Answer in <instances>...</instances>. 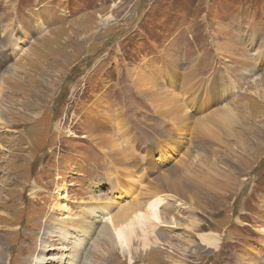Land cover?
<instances>
[{
    "label": "rangeland",
    "instance_id": "obj_1",
    "mask_svg": "<svg viewBox=\"0 0 264 264\" xmlns=\"http://www.w3.org/2000/svg\"><path fill=\"white\" fill-rule=\"evenodd\" d=\"M177 70L227 128L163 134ZM151 193L177 225L131 262L103 224ZM155 263L264 264V0H0V264Z\"/></svg>",
    "mask_w": 264,
    "mask_h": 264
},
{
    "label": "bare ground",
    "instance_id": "obj_2",
    "mask_svg": "<svg viewBox=\"0 0 264 264\" xmlns=\"http://www.w3.org/2000/svg\"><path fill=\"white\" fill-rule=\"evenodd\" d=\"M92 27H90L88 30H90ZM177 72L180 74L179 70H177ZM180 75H181V80L176 81L173 88L167 83V80L169 82L171 80L168 77L166 78V74L162 75L161 79L170 88L175 90L177 87L181 91V92L178 91V93L180 98L183 97L184 105H182L181 103H178L177 105L178 97L172 94H168L165 91L153 94V93H149V90H147V92L146 91L144 92L145 94L143 93L144 96L149 100L150 104L154 107V109L156 108L155 111L157 117L161 118L160 119L161 123L165 126L166 125L168 126V129L167 130L165 129L163 134H170L168 138H175V139H177L180 135L183 134L184 131L188 130L191 127L193 122V117L197 116L194 113L192 115L189 114L186 108L189 111H192L195 107L200 106L201 109L199 111V114L201 115L202 111H206L208 108L210 107L212 108L213 106L218 105L222 98L219 97V100H217L214 99L211 96V94H209L208 81H213V80H207V82H203L204 84L203 83L199 84V82L195 81L196 79H194L192 81L193 82L195 81L197 83L195 84L194 82V84H191V81H189V83L187 82L185 83V81H187V75L185 73L184 74L181 73ZM184 76H186V79H184L185 81L184 80L182 81V79L185 78ZM181 82L183 83V86ZM192 86L195 88L191 89L190 87ZM187 88L191 91V93L187 91ZM215 100L218 101L217 104H209V103H213ZM220 112L221 114H218ZM197 120L198 123L196 124L195 130L200 134V128H199L200 121L205 120L203 123L204 124L207 123L206 126H211L210 123H213L219 125L222 128H227L231 121V118L229 115V110H220L218 112H215L214 115H211L210 117H207V114L204 116L202 115L198 116ZM158 143L154 145V149L157 147ZM149 148L150 147H147V151L149 150ZM217 159L221 162V164L224 166L225 169L229 170L231 174L232 171L234 172V170L236 169V165L234 163H231L228 159L222 160L220 157H218ZM131 160L134 161L132 158ZM168 181L169 182L171 181L169 187H173L176 190H182L183 193L186 192L187 189H184L179 181L169 178ZM162 185L164 186V184ZM169 187L167 186L168 190H170ZM205 192L206 190H198V192L195 193V195L206 196ZM165 202L166 199L163 198L161 195L159 194L157 195L156 193H151L145 197L143 196V204L138 205L136 203L130 207L122 209L119 212L118 216L116 217L117 218L115 219L116 221L113 222L111 220L113 217L107 218L106 223L103 225H107V224H109V226L111 225L114 234L112 235L111 233H109V235L111 236L107 237L108 241L112 244V246H116L115 248L119 249V252L121 253L122 256L129 257L131 262L135 261L134 259H139L140 258L139 256L141 255L144 256L148 255L153 257L154 254L151 252V249L152 250L156 249V247L160 244L159 243L160 238H158L157 234L160 231H163L162 229L166 230L172 228V226L177 225L175 221L169 223L164 218V215L161 210ZM97 211H95V213H97ZM193 228L195 227L193 226L192 229ZM212 240L213 238L211 235L201 236V242L203 243V245H205V247L212 246L213 245ZM166 243L168 244V242ZM136 246H140V247L138 248ZM168 246L166 247V249L169 250L170 247Z\"/></svg>",
    "mask_w": 264,
    "mask_h": 264
}]
</instances>
